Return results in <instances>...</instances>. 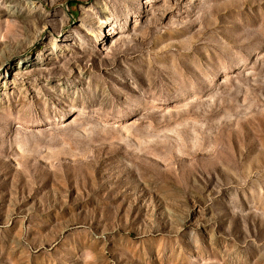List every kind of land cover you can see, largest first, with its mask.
<instances>
[{"label":"rangeland","instance_id":"374dc122","mask_svg":"<svg viewBox=\"0 0 264 264\" xmlns=\"http://www.w3.org/2000/svg\"><path fill=\"white\" fill-rule=\"evenodd\" d=\"M0 264H264V0H0Z\"/></svg>","mask_w":264,"mask_h":264},{"label":"bare ground","instance_id":"6f19581e","mask_svg":"<svg viewBox=\"0 0 264 264\" xmlns=\"http://www.w3.org/2000/svg\"><path fill=\"white\" fill-rule=\"evenodd\" d=\"M103 39H104V38L100 37V38H99V41H102ZM23 66H24V63H22V67H23ZM22 67H21V68H22Z\"/></svg>","mask_w":264,"mask_h":264}]
</instances>
